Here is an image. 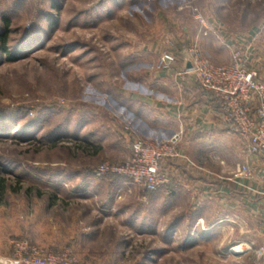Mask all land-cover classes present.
Returning a JSON list of instances; mask_svg holds the SVG:
<instances>
[{
    "label": "rangeland",
    "instance_id": "1",
    "mask_svg": "<svg viewBox=\"0 0 264 264\" xmlns=\"http://www.w3.org/2000/svg\"><path fill=\"white\" fill-rule=\"evenodd\" d=\"M5 16L17 58L0 46V257L264 263L259 241L232 251L263 236L255 215L211 227L227 209L197 183L175 173L148 191L98 170L130 161L139 138L171 136L143 120L171 96L156 84L165 51L179 66L192 46L217 65L238 51L264 83V0H0V30Z\"/></svg>",
    "mask_w": 264,
    "mask_h": 264
},
{
    "label": "crops",
    "instance_id": "2",
    "mask_svg": "<svg viewBox=\"0 0 264 264\" xmlns=\"http://www.w3.org/2000/svg\"><path fill=\"white\" fill-rule=\"evenodd\" d=\"M181 63L170 71H162L156 84L171 96L161 93L169 100L153 101L143 120L169 135L183 130L180 149L189 161L180 159L165 166L181 180L197 183L202 196L208 194L210 199L226 206L225 213L219 214L221 219L210 226L222 220L244 225L255 215L263 236L242 244L259 241L264 246V157L249 153L246 141L223 120L219 101L212 92L206 91L193 74H179L184 66ZM176 91L178 97L174 96ZM245 164L251 169L249 177L240 173ZM198 221L203 222L200 218ZM258 261H264V256Z\"/></svg>",
    "mask_w": 264,
    "mask_h": 264
},
{
    "label": "built area",
    "instance_id": "3",
    "mask_svg": "<svg viewBox=\"0 0 264 264\" xmlns=\"http://www.w3.org/2000/svg\"><path fill=\"white\" fill-rule=\"evenodd\" d=\"M243 54L233 51L231 64L217 65L204 58L197 46H192L184 52V66L179 74H193L206 91L212 92L219 101L223 120L246 141L249 153L264 157V83L260 81L258 71L249 67ZM176 61L174 52L165 51L157 65L162 71H170ZM182 138L181 129L166 139L139 138L134 143L130 161L120 167L102 165L98 170L100 173L120 172L136 185L156 191L170 182L172 174L165 163L188 160L180 149ZM240 173L251 176L250 166L243 165ZM0 264L29 263L0 257ZM47 264L60 263L50 261ZM65 264L78 263L71 259Z\"/></svg>",
    "mask_w": 264,
    "mask_h": 264
},
{
    "label": "trees",
    "instance_id": "4",
    "mask_svg": "<svg viewBox=\"0 0 264 264\" xmlns=\"http://www.w3.org/2000/svg\"><path fill=\"white\" fill-rule=\"evenodd\" d=\"M1 21H3V27L0 30V46H1V50H3V52L5 53L6 59L9 61H12L14 59H16V55H13V53L10 51V49L7 47L6 43L8 41V35H7V27L9 26L10 20L8 19V17H2ZM28 35H24V37L22 38L21 42H23L26 40L27 41V37ZM26 38V39H25ZM20 42V43H21ZM176 55V54H175Z\"/></svg>",
    "mask_w": 264,
    "mask_h": 264
},
{
    "label": "bare ground",
    "instance_id": "5",
    "mask_svg": "<svg viewBox=\"0 0 264 264\" xmlns=\"http://www.w3.org/2000/svg\"><path fill=\"white\" fill-rule=\"evenodd\" d=\"M245 247H247V244H240V245H238L236 247H233L232 251H241V250L245 249Z\"/></svg>",
    "mask_w": 264,
    "mask_h": 264
},
{
    "label": "water",
    "instance_id": "6",
    "mask_svg": "<svg viewBox=\"0 0 264 264\" xmlns=\"http://www.w3.org/2000/svg\"><path fill=\"white\" fill-rule=\"evenodd\" d=\"M187 66H190V65H187Z\"/></svg>",
    "mask_w": 264,
    "mask_h": 264
}]
</instances>
